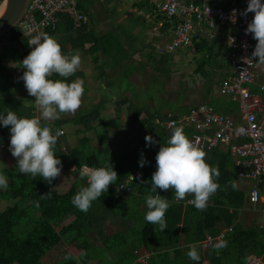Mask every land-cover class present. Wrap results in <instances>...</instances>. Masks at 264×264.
Here are the masks:
<instances>
[{
    "label": "trees",
    "instance_id": "16d2710c",
    "mask_svg": "<svg viewBox=\"0 0 264 264\" xmlns=\"http://www.w3.org/2000/svg\"><path fill=\"white\" fill-rule=\"evenodd\" d=\"M2 0H0V3ZM162 20L164 24L161 30L171 29L172 22L166 20L162 15ZM66 18L61 17V22L58 24L55 31L48 30L47 35H52L54 33L60 32V26H64L63 29L68 33L75 35L73 28L75 24L73 21L68 20V23L64 24ZM84 27L85 24L82 22ZM87 28V27H86ZM62 30V29H61ZM20 30L14 28L11 31V43L17 44L18 49L12 47V56L15 64H21L20 61L23 60L25 56L28 55L27 50H22L19 48V38ZM90 35V34H89ZM77 42H71L72 46L74 44L79 46L81 43V38L76 36ZM86 40H91L90 37L86 36ZM73 40L71 36H65L61 44L65 41ZM194 54L201 56L203 53H209L212 56L215 48L214 46L201 39L199 42H194ZM81 46V45H80ZM168 46L163 49L157 48V53L160 55L159 59L155 60L157 62V71L161 70V67H169L171 64L170 54ZM74 47V46H73ZM92 47H98L99 51L103 52V58L106 60L108 57H114L116 59L115 64L119 67H123L125 64L126 57H119L123 55V50H115L113 48L108 49L103 39H97V45ZM91 52L94 53L95 50ZM96 49V51L98 50ZM63 53L68 52L61 49ZM228 50V48H227ZM96 53H94L95 55ZM157 57V56H156ZM196 58V57H195ZM125 59V60H124ZM124 62V63H123ZM207 57L202 58V62L197 65V73L201 75H206L207 71ZM3 64L0 60V88L3 89L1 85L3 76L8 77V82L11 77L6 72H2ZM155 69H153V72ZM132 73V70H131ZM131 73H127L125 76H121L118 80L120 84H116L111 77L104 80L103 85H107L106 88H111L117 86L119 89L126 91L129 88ZM76 72L68 79L72 81L77 79ZM104 77V76H101ZM52 79H63L53 74ZM154 78L149 77V80ZM125 82H128L126 89ZM5 93V91H4ZM6 94V93H5ZM132 96L138 98L136 94L132 93ZM32 100V99H31ZM13 98H5L0 101V112L6 114L7 111H14L18 117H31L30 115L34 111V105L27 108H22L14 103ZM106 100L100 99L99 102H93L91 108L81 116L74 117L80 124H85L87 129H93L96 133L98 147L93 148L96 152H101L103 158L102 161L106 165H110L117 172V184H110L108 186L107 193H103L100 198L93 201L87 212L79 211L71 203V198L78 190V187L84 186L86 181L79 176V170L82 165H88L90 167H98L100 161L98 156L94 155L92 149H88L87 153H70L66 162H63L64 170H69L71 165H74L76 172L72 173L73 176L77 178L68 191L67 198L61 196L56 188L58 177L53 179L51 184L41 179L39 176L33 178L30 174H21L18 172L16 167L14 169H7L8 187L4 189L1 195L7 200H14L10 206L6 207L0 212V264H44L43 259L50 253L54 248H56L60 243H64L67 247L74 245H79L85 252V255L79 256L78 258L65 259L58 264H88L90 261V256L88 253L97 247L91 239L93 232L98 230V225L101 220L106 216L103 213L104 209L110 213L117 214L114 208L116 205L120 206L119 209L128 208L130 203H134L137 209L131 212L129 217L132 219L133 228L131 230L136 232L137 243L133 244L132 250L129 257L126 260L120 262V264H131L133 263L137 255L135 250L141 248L143 251H152L153 248H157L160 252L172 251L176 248L180 240V229L179 221L175 219L179 209H185L184 220L199 222L200 230L194 234V239L191 242L201 243L205 240L206 236L212 234L217 236L221 233L223 229H228L225 233V237L221 242H226V246L221 249H215L212 247L213 254L209 258L210 264H245V260L249 254H254L259 256L264 261V229H260L259 225L253 223V225L246 227L240 220V210L243 209L247 204L246 194L236 188L231 187L232 179H230V173L227 170L228 157L225 152L220 149L212 150L208 156L204 158L206 162L211 166H216L220 173L217 178V183L219 187L217 191L212 194L208 201L206 202V207L203 210H197L193 205H184L183 202L188 199H193L191 194H186L185 198L178 200L179 203L172 207V203L175 202L174 190H160L158 193L165 197L169 201V208L165 213V220L167 223V228L161 232L158 226L152 224H147L144 221V215L147 209L143 212L140 211L141 205H145L144 198L150 192L151 187V176L156 168L155 156L161 145H166L168 138L171 136L172 132L166 126H159L156 124V117L154 113L148 111L146 107L141 108L137 104L136 120L134 122V132H140L144 137V140L140 144H134L137 139L132 138L131 140L124 141L120 137H112L110 135L111 130H116L121 127L122 119L114 118L108 120L109 118H101V114L104 111ZM119 105V102H116ZM23 109V110H22ZM134 106L133 102L130 103L128 107V114L133 112ZM146 114L144 119H141L142 114ZM163 118V122L167 119ZM74 120H54L53 125L48 121L50 129L53 131L57 127L60 129L61 126L67 123H73ZM96 120H100V123L96 127H92V123ZM78 123V124H79ZM139 127V128H138ZM0 130H6L9 132L8 127H0ZM145 130V131H144ZM65 134V133H64ZM185 134L190 139L193 130L186 129ZM152 136L156 141L155 144L146 147L145 136ZM65 136H59L58 138H64ZM120 139V140H119ZM115 142V149L110 150V146ZM134 144V145H133ZM114 145V144H113ZM122 146L123 148L117 147ZM133 145V146H132ZM130 146L133 147L131 151L128 149ZM59 156H63L62 153ZM146 160L143 167L139 166V160L141 157ZM65 157V156H64ZM71 158V160H70ZM60 159V158H59ZM133 176L134 179L129 183L130 189L134 193H128L129 198L126 201L120 195L123 193L117 189L118 186L125 183L129 177ZM51 192L50 195H47ZM155 193H153L154 195ZM41 195H45L41 197ZM37 203L39 206H37ZM126 206V207H125ZM172 207V208H171ZM171 208V209H170ZM176 208V209H175ZM172 209H175L172 211ZM130 211L129 208L127 210ZM99 214L100 218H99ZM178 218V217H177ZM71 220L68 224L65 222ZM137 221V222H135ZM142 222V224H141ZM53 227L58 230L57 238L53 237L49 228ZM139 225V227H137ZM142 225V226H141ZM141 226V227H140ZM23 227L24 229H21ZM20 230L21 236H18ZM101 233V231H100ZM99 233V234H100ZM101 236V235H100ZM126 235L123 233H118L113 236H102L101 240L107 251H113L124 247L128 244L126 240ZM128 239V238H127ZM139 251V250H137ZM178 250L175 253H180ZM126 261V262H125ZM155 259H151L147 264H155Z\"/></svg>",
    "mask_w": 264,
    "mask_h": 264
},
{
    "label": "crops",
    "instance_id": "0c3cea01",
    "mask_svg": "<svg viewBox=\"0 0 264 264\" xmlns=\"http://www.w3.org/2000/svg\"><path fill=\"white\" fill-rule=\"evenodd\" d=\"M160 3L161 0H108L105 3H100L99 0H80V8L82 9L83 15L85 17V21L83 23L87 28L84 27L83 24H80L79 28H76L77 25H75L73 30L77 33L73 35L72 33L70 34L67 31H65L63 29L64 26H60V32L54 33L50 36L54 37L59 42V44L61 45V49L68 52L67 54L69 56L73 54H78L80 56L81 64L76 71L77 73L76 78L83 80L84 83L88 82V84L83 85L84 89H86L88 85L91 86L89 82L93 83L94 81H100L101 76H104L105 80H107V78L109 77L115 80L121 78V76H125L127 73H131V70L132 73L129 82H131L132 86H141L142 84H139L138 83L139 81H142L143 79L148 81L149 77L153 78L156 75H161L162 78L160 79L164 80V75L169 74L172 71L171 68H173L174 70L177 69V71H179L178 68L182 65V63H186L188 59L190 60V62H188L189 64L192 62L197 66L198 63L202 62L203 57H207V68L205 69L207 71L206 75L198 74L197 69H195L193 72V78H191V74H189L190 79L184 80L182 83H180L182 84L184 90H182L180 84H178L176 88L172 90V93H170L171 90L165 86L163 96L169 98L170 101H164L163 104L162 102L163 100H162L161 101L162 104L160 103L161 108H159L158 104L156 105V103L154 107L153 98H150V100H144L139 96H137L138 98L136 97L134 98L132 96V90L130 89V86L129 88H127L126 91L120 89L121 94H116V95L113 94L114 100L112 99L111 101H109V99L107 98L106 93L104 94L102 93V95H105L104 99L106 100L104 110H106V105L108 104L110 105L111 104L110 102H113L112 105L114 107L119 108V110H122L124 112V119L122 115L114 114V116L112 117L109 115L102 116L101 114V118L106 117L109 118L108 120L114 118H121L122 124L121 127L118 128L120 131L127 128L126 123L128 120V107L130 106L131 102H133V106L135 109H137L135 104L140 106L141 109L145 107L144 103H151V108L149 110H151V112L154 113V115L155 114L162 115L166 112H172L175 115H183L188 113L192 108L207 106L216 113L229 116L233 118L236 123H239L240 114H239V105L237 100H235L231 96L221 94L219 90L220 83L226 78L228 77L231 78L233 76L232 69L224 60V54L226 53V51H228L226 45V37L230 33V31L227 28H216V31L213 32V38H209L206 36H203V38H201L203 40L210 42L214 46L215 50L211 52L213 53L214 56H212L209 53H207V55L206 53H203L201 55V59L199 60L197 59V56H195L194 54L195 47L192 50H190V52H187L186 50H177L173 54H170L171 64L168 65L169 67L163 66L161 67L160 71H157V62L155 60L156 59L158 60L160 56L157 53V48L158 49L165 48V46L170 44L173 39L172 30L170 28L169 29L166 28L165 30H161L160 28H158L160 22L164 21L161 19L162 15L164 16V14L163 12H161L159 8ZM60 22H61V17L59 18L58 24ZM65 23L67 24L68 20H65L64 24ZM67 35L71 36L73 40L65 41L64 44H61L65 36ZM76 36H79L82 40L81 43H79V46L74 44L73 47L71 42H77ZM86 36L90 37L91 40H86L85 39ZM97 39H103V42L106 44V47L108 49L113 48L115 50H123V55L119 56V57L127 58V60L124 59L125 64L123 65V67L121 66L119 67L118 65L116 66L115 64L116 60H114L116 58L114 57H108L105 60L103 58L104 57L103 52L99 51L98 47H92L97 45ZM91 47L92 50H95L94 52L96 53L95 55L90 51ZM96 49L98 50L96 51ZM182 54L188 56V58L182 56ZM95 62H99L101 65L103 62H105V64L108 66L105 67V69L97 70ZM17 65H21V64H17ZM262 68H264V64H259L256 71L259 74L256 80L257 83H261L264 81V71H262ZM153 69H155L154 72ZM13 82H14V78L11 77V79H9V83L12 86H17ZM100 84L102 86H100ZM100 84L98 83L93 84L94 89L91 92H94L95 89H100V90L105 89L109 92L113 90L116 91L115 86H113L112 89L111 88L109 89L106 88L107 86L106 84L105 85H103V83ZM165 84L166 81L164 80V85ZM11 90H12L11 86L5 88V85H3V89L1 90L0 88V101L4 100L5 98H13L15 101L14 103L17 105V107L20 106L23 109L34 105V99L31 100L28 93L23 95H19V94L17 95L16 93V96L13 97L11 95ZM4 91L6 94L4 93ZM83 96L86 98L88 95L84 94L82 95L81 98H83ZM117 97L122 98V101L119 102V105H116V102H118L119 100V99L117 100ZM85 98L81 100V104L79 108L74 112V114L70 115L71 117H73L72 120H74V117L79 118L81 114H85L93 105V102L95 100L91 102L87 98L88 99L87 101L91 102V104L86 106L87 103L86 104L84 103ZM125 98H127V102L123 103V100ZM21 99H25L29 101V105L28 104H26L25 106L21 105V103L18 101ZM167 104H174L178 109L171 110L167 107ZM38 115H39L38 111L34 109V111L30 116L32 117ZM141 116L146 117V114L143 113ZM60 120L63 119L60 118ZM74 121L75 122L70 123L69 125H63L60 127V130H62L65 133L61 136L63 137L67 135V139L66 137L62 139L57 138V143L54 148V153L58 158H60L62 167H63V162H66V160L68 159L66 158V156H69L70 153L72 152L87 153L88 149L91 148L92 151L94 152V155L96 156L95 150H93L94 147L92 146L93 145L92 141H96L97 144V137L95 131L93 129L88 130L87 127H85V124H80L79 122H77V120ZM53 122L54 121L49 123L52 125ZM99 123L100 120L94 121L92 123V127H96ZM132 126H134V123L132 124ZM65 129H68V131L65 132ZM2 132L6 133L7 140L5 147H3L0 150V158L1 156H6L5 159L8 160L11 158L12 159L11 161L15 162L16 159L15 157H13L11 154L7 155L4 152L5 148H8L9 145L10 133L6 130H3ZM113 135L115 136L114 133ZM134 137H136V135H134ZM79 145L80 147H78ZM72 146H76V148L73 147L72 150H70L69 147ZM214 149H220L222 152L226 153L228 157L226 171L230 173V177H231L230 179H232V182L236 184V189L246 194L247 204L243 209L240 210L241 222L246 227L253 225V223H256L257 225L262 224L263 217L260 210V206L259 205L253 206L252 204H250L248 200V195L253 186H257L262 191H263V187L259 186L254 181H248L239 178L238 176L239 169L235 163V159L232 156H230L226 147L218 146ZM211 151L206 152L204 158L209 157L208 154ZM60 153H62L63 155L62 157L59 156ZM6 165L7 167H5L3 163L0 164V172H2L4 175L7 176L8 174L7 169L12 170L13 166L7 163ZM68 169L70 170V172L64 170V168H61L60 175L57 176L58 181L56 187L59 185L60 181L63 178L67 177V175L68 178L73 180L72 184L74 183L75 180H77V178L72 175L73 172L74 173L76 172L74 165H71V167ZM189 200H193V199H188L184 201L183 204L185 206L193 205L186 203ZM13 201L14 200L6 201L4 205V209L10 206L12 203H14ZM178 203L179 201L175 200V202L172 203V207L175 205L177 206ZM175 209H172V211ZM145 210H146V205L142 204L140 211L143 212ZM176 212H178L177 214H175L178 215L177 216L178 218L176 217L175 219L179 221L178 226L180 229L179 243L176 248L172 249V251H168V252L159 251L160 253H157L156 256L154 257L156 261L155 264H195V262L190 261L189 258L186 256V252L190 249V247H195L197 249L198 254L201 257L200 260V264H201L203 260L209 259L212 256L213 249L210 248L209 250L204 251L201 249L199 243L191 242V240L194 239V234H196L200 230L199 222L196 220L193 221L184 220V216H185L184 208L179 209ZM243 218L246 219L249 218L251 224L244 222ZM132 219L133 218L126 216L125 218L123 217L122 221L123 222L126 221V224H128L132 229L133 228ZM118 221L119 220L118 219L115 220L114 217L111 218L105 216L101 220V223L98 225V230L93 232L92 236H90L91 240L99 246V243H97V241L101 239L102 235L109 237L118 234L120 230L108 233L112 225L114 223L115 224L118 223ZM106 226L109 227L105 228ZM227 230L228 229H223L221 232L225 231L226 233ZM132 232L133 230H130V233ZM74 246H78V245H74ZM74 246H71L70 248L74 249L73 248ZM130 248L132 250L131 246ZM140 249L141 248L139 247L136 250H140ZM153 249H157V248H153ZM131 250L120 255L119 262L117 260V263L119 264L120 262L126 260V258L129 257L128 255H130L129 252H131ZM178 250H180L181 252L176 254L175 252ZM79 256L80 254L77 256V258ZM100 261L101 260H97L95 264L98 263L101 264Z\"/></svg>",
    "mask_w": 264,
    "mask_h": 264
},
{
    "label": "clouds",
    "instance_id": "9594fccd",
    "mask_svg": "<svg viewBox=\"0 0 264 264\" xmlns=\"http://www.w3.org/2000/svg\"><path fill=\"white\" fill-rule=\"evenodd\" d=\"M249 12L254 15L245 29V34H252V38L256 40L251 56L258 58V63L264 64V0H248L247 8L241 15L247 16ZM235 18L236 10H233L230 20L235 23ZM27 44L31 51L20 61L24 69L20 79L28 95L35 97L33 98L34 107L39 115L18 117L11 110L6 114L0 112V127L9 128L8 148L11 155L16 158L15 166L18 172L30 174L33 178L39 176L51 184L61 172L62 163L54 153V148L57 138L64 132L60 129L53 131L46 124H42V121L58 120L61 114L74 113L79 108L84 92V82L81 79L69 82L67 78L77 71L81 58L78 54L69 56L63 53L59 42L47 34L42 33L33 37L27 41ZM53 74L63 79H52ZM190 111L183 115H175L172 112L155 114L156 124L161 126L160 122L164 121L162 117L167 118L169 113L174 118H180L189 114ZM140 118L145 117L140 116ZM185 130L182 127L174 128L166 145L160 146L155 156L156 168L151 176L150 192L144 198L147 209L144 221L158 226L161 232L167 228L165 213L170 205L169 201L158 193V189L174 190L177 200H182L186 194H191L193 206L197 210H203L209 197L219 187L216 182L220 175L218 168L206 162L205 153L187 137ZM238 131L242 133L244 130L241 128ZM140 136H142L141 133ZM145 141L146 147L156 143L150 135L145 136ZM138 163L140 167L145 165L146 160L143 156ZM79 176L85 179L86 183L78 187L71 198V203L81 212H87L93 201L100 198L103 193H107L110 184H117L118 178L111 164L100 167L82 165ZM7 187L8 178L0 172V190ZM231 187L235 189L236 184L232 183ZM50 194L51 192L47 195ZM44 196L41 195V197ZM37 206H39L38 203ZM225 246L226 242L213 245L215 249ZM152 251L155 255L151 259L160 253L157 249ZM136 252L150 251L135 250L134 253ZM80 255H85V252L82 250ZM186 256L195 264H200L201 257L195 247H190Z\"/></svg>",
    "mask_w": 264,
    "mask_h": 264
},
{
    "label": "built area",
    "instance_id": "2783aa9c",
    "mask_svg": "<svg viewBox=\"0 0 264 264\" xmlns=\"http://www.w3.org/2000/svg\"><path fill=\"white\" fill-rule=\"evenodd\" d=\"M108 0H99L105 3ZM248 0H161L159 8L166 20L172 22V42L168 50H192L194 42H199L203 36L213 38L216 28H227L230 33L226 37L228 51L224 60L230 66L233 76L220 83V92L237 100L239 105L240 121L229 116L216 113L207 106L193 108L189 114L174 118L171 113L166 117L161 126L169 130L176 127L192 128L194 133L190 140L204 153L218 146L227 148L230 156L235 159L241 179L258 182L263 191L253 186L248 195L249 203L260 206L263 223L259 225L264 229V81L257 83L259 74L256 72L258 58L251 56L256 40L252 34H245L248 23L254 13L247 16L241 13L247 8ZM236 10L235 23L230 20V15ZM64 17L74 22L79 28L85 21L80 8V0H29L27 9L17 28L20 30V39H29L48 30L55 31L59 18ZM164 24L160 22L162 29ZM232 42H231V40ZM246 45V47H245ZM21 49V48H20ZM28 52L31 48L26 45ZM264 71V68H262ZM32 99L35 98L30 96ZM244 131L241 133L239 129ZM134 179L133 176L118 186L124 193H132L128 186ZM187 204H193L192 200ZM225 236V231L218 236L209 234L200 243L202 250H209L213 245L220 243ZM135 264H147L155 252H136ZM201 264H210L205 259ZM245 264H264L261 257L249 254Z\"/></svg>",
    "mask_w": 264,
    "mask_h": 264
},
{
    "label": "rangeland",
    "instance_id": "374dc122",
    "mask_svg": "<svg viewBox=\"0 0 264 264\" xmlns=\"http://www.w3.org/2000/svg\"><path fill=\"white\" fill-rule=\"evenodd\" d=\"M10 34H11V32H9V33L5 34L4 36L0 37V40L2 42H4L5 39ZM18 44H19V48H21L23 50V49H25V47L27 45V41H26V39H21V40L18 41ZM187 52H190V50L187 51ZM182 56H185L186 58H188V56H186L184 54H182ZM198 59L200 60L201 56H199ZM188 62H190L189 59L187 60L186 63H182V65L178 68L179 71H177V69L174 70L173 68H171L172 69V71H171L172 73L170 72L169 74H165L164 75V80L166 81L165 85H164V80L160 79V78H162L161 75H156L155 77H153L154 79H152L150 81H147V80H144V79L142 81H139L138 83L142 84L141 86H144V87L132 86L131 83H130V89L132 90V93L136 94L137 96L141 97L144 100H150V98H153L154 99V107H155V103H156V105L158 104L159 108H161L160 107V103H161L162 100H163L162 101L163 104H164V101H170L169 98L163 96L165 86L167 88H169L171 90L170 93H172V90L175 89L178 84L182 83L184 80L190 79L189 74H191V78H193V72H194L195 69H197V66H196V64H194L192 62L190 64ZM5 63L6 64L11 63V65L9 64L10 65V75H11V77L14 78V82L13 83H15L17 86H12L8 82V77L6 75L3 76L1 85L2 86L5 85V88L11 86V88H12L11 95L13 97L16 96V93H17V95L18 94L19 95L26 94L27 91H26V89L24 87L22 79H20V77L22 76L23 71H24L22 66L14 64L12 59L9 58V57L7 58ZM95 64H96V69L97 70L105 69V67L108 66V65L105 64V62H103L102 65L99 62H95ZM104 80H105V78L101 77L100 81H94L93 83L89 82L91 84V86L88 85V87H86V89H84L83 95L85 94V95H88V96L86 98L83 96V98H81V100H83L85 98V102L84 101L83 102L85 104L87 103L86 106L90 105L91 102H93L94 100H95L94 102H99L100 99H102V98L104 99L105 95H102V93L103 94L104 93L107 94V98L109 99V101H111L112 99L114 100L113 94H115V95L116 94H121V90L117 86H116V91L113 90V91L109 92V91H107L105 89H101V90L100 89H95L94 92H91L94 89L93 88V84H95V83H98V84L103 83ZM114 82L116 84H120V81L118 79H115ZM84 84H88V82H85ZM124 85L125 86H123V88L126 89V87L128 85V82H125ZM100 86H102V85L100 84ZM180 87H181L182 90H184V88L182 87V84H180ZM87 98L91 102L87 101L88 100ZM117 100H118V102H121L122 98L121 97H117ZM18 101L21 103V105H24V106L26 104L29 105V101H27L25 99H21V100H18ZM126 102H127V98H125L123 100V103H126ZM110 103H111L110 105L109 104L106 105V110H104L102 112V116L109 115V116L113 117L114 114H117V115H122L123 119H124V112L122 110H119V108L114 107L112 105L113 102H110ZM144 104H145L146 109H150L151 108V103H144ZM167 107L169 109H171V110L178 109L174 104H167ZM213 107H215V106H213ZM135 110L136 109L134 108L133 112L130 115L128 114V120H127V123H126L127 124V128H125L122 131H120L119 129L111 130L110 132H111V136L112 137H117L118 136V137H120V139H123L124 141H127V142L129 140H131L132 138H135L139 142H136L134 144H140L142 142V137L140 136V134L138 132H134L133 129H131V128H134V126H132V124L135 122V120H136L135 118L137 117V113L134 112ZM149 111H151V110H149ZM73 114L74 113H63V114H61L60 118L65 120V121L71 120V119H73V117H71L70 115H73ZM48 122H52V121H48ZM48 122L44 123V121H42V124H46L50 128V125H49ZM69 124L70 123H67L65 125H69ZM56 129H58V127ZM67 131H68V129H65V132H67ZM113 133L115 134V136L113 135ZM134 135H136V137H134ZM131 136H132V138H131ZM66 139H67V137H66ZM92 143H93L92 146L95 147V150H96V147H98V142L96 144V141H92ZM115 145H116L115 142L112 143V145L110 146V150H114L115 149L114 148ZM132 146H130V148L128 149L129 151H131L133 149ZM73 147L76 148V146H72V147H69V149L72 150ZM78 147H80V145ZM117 147L123 148L122 146H118V145H117ZM4 152L7 155L11 154V152L9 151V148H5ZM96 156H98L99 161H100L98 167L105 166V163H103V161H102L103 156H102L101 152H96ZM5 157L6 156H1L0 164L3 163V165L5 167H7L6 163L10 164V165L13 166V169H14L16 167L15 166L16 165V159H15V162H14V161H11L12 160L11 158L7 160V159H5ZM68 172H70V170H68ZM69 176H70V174H69ZM72 182H73V180L68 178V175H67V177L63 178L60 181L59 185L56 187L57 190L61 192V196L63 198H67L68 191H69V189L71 187ZM255 183L258 184V182H255ZM3 191L4 190H0V201H1L0 202V206H1L0 212L3 211L4 205H5V202H6L5 200H7L5 197H3L1 195V193H3ZM120 196L123 197L126 201L129 198V194L128 193H122ZM119 207H120L119 205L118 206L116 205V207L114 208V210L116 211L117 214L110 213L109 211H107L105 209H104L102 214L106 215L107 217H111V218L114 217L115 220H117V219L119 220L118 223H116V224L114 223L115 225L114 224L112 225V227L110 228L108 233L120 230L119 233H123L128 238V239L126 238V240L128 241V244H126L124 247L115 249V250H113L111 252V251H107V249L104 248V244H103L102 240L99 239L97 241V243H99V246L94 247V249H92V251H90L88 253V256H90V261H89L88 264H95L97 260H101L100 261L101 264H118L117 260L119 262L120 255H122L123 253H125L127 251H130L131 250L130 246L133 247L132 245L137 243L136 232L133 231L132 233H130L131 227L128 224H126V221L125 222L122 221L123 217L124 218L126 216L128 217L131 214V212H133L134 210L137 209V206L134 203H130L129 206H128V208L130 210L129 212L127 211L128 208L119 209ZM100 215L101 214H99V216ZM249 218H250V216H249ZM249 218L248 219L243 218L244 222H247L248 224H251V222L249 221ZM70 221L71 220L65 222V224H68ZM141 224H142V222H141ZM47 227L49 228L52 236L57 238L58 230L53 228V227H50L48 225H47ZM107 227H109V226H106L105 228H107ZM137 227H139V225H137ZM20 228L24 229L23 227H20ZM18 236H21L20 230L18 232ZM102 236H104V235H102ZM90 239H91V237H90ZM73 248L74 249H71L70 247H67L64 243H60L56 248H54V250L52 252L48 253L49 255L47 254V256L43 259V263L44 264H58V263H61L65 259L67 260V259H70L72 257L77 258V256L81 253L82 249H81V247L79 245L78 246H74ZM135 261H134V263H131V264H135ZM80 264H83V263H80Z\"/></svg>",
    "mask_w": 264,
    "mask_h": 264
},
{
    "label": "water",
    "instance_id": "95a60500",
    "mask_svg": "<svg viewBox=\"0 0 264 264\" xmlns=\"http://www.w3.org/2000/svg\"><path fill=\"white\" fill-rule=\"evenodd\" d=\"M29 0H2L0 3V37L17 28L23 18ZM7 135L0 131V150L5 147Z\"/></svg>",
    "mask_w": 264,
    "mask_h": 264
},
{
    "label": "flooded vegetation",
    "instance_id": "af4514ba",
    "mask_svg": "<svg viewBox=\"0 0 264 264\" xmlns=\"http://www.w3.org/2000/svg\"><path fill=\"white\" fill-rule=\"evenodd\" d=\"M11 37V34L5 39L4 42H2L0 40V60L2 61V64H3V70L4 72H6L7 74H9V76L11 77L10 75V65L11 63L9 64H6L5 61L7 60V58H11L12 61H13V56H12V47H13V50L14 49H18L17 45L16 44H12L11 41H10V38ZM14 63V61H13ZM15 64V63H14ZM2 70V72H3Z\"/></svg>",
    "mask_w": 264,
    "mask_h": 264
}]
</instances>
